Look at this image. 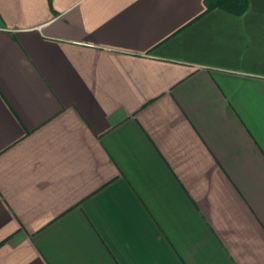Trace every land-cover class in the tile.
Listing matches in <instances>:
<instances>
[{
    "label": "crops",
    "instance_id": "crops-1",
    "mask_svg": "<svg viewBox=\"0 0 264 264\" xmlns=\"http://www.w3.org/2000/svg\"><path fill=\"white\" fill-rule=\"evenodd\" d=\"M0 264H264V0H0Z\"/></svg>",
    "mask_w": 264,
    "mask_h": 264
},
{
    "label": "trees",
    "instance_id": "trees-1",
    "mask_svg": "<svg viewBox=\"0 0 264 264\" xmlns=\"http://www.w3.org/2000/svg\"><path fill=\"white\" fill-rule=\"evenodd\" d=\"M51 3V0H48ZM207 10L219 8L225 11L241 14L247 10L249 0H205Z\"/></svg>",
    "mask_w": 264,
    "mask_h": 264
}]
</instances>
